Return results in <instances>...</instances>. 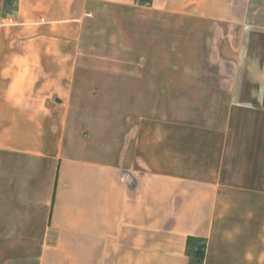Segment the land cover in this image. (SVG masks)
<instances>
[{
  "label": "crops",
  "instance_id": "obj_1",
  "mask_svg": "<svg viewBox=\"0 0 264 264\" xmlns=\"http://www.w3.org/2000/svg\"><path fill=\"white\" fill-rule=\"evenodd\" d=\"M137 7L155 24L129 33ZM9 16L0 264H192L189 237L203 264H264V0H17Z\"/></svg>",
  "mask_w": 264,
  "mask_h": 264
},
{
  "label": "rangeland",
  "instance_id": "obj_2",
  "mask_svg": "<svg viewBox=\"0 0 264 264\" xmlns=\"http://www.w3.org/2000/svg\"><path fill=\"white\" fill-rule=\"evenodd\" d=\"M112 12L115 14V11H117V9L115 7H110ZM8 8L4 5L2 10L0 8V13L3 17H6L7 16V12H8ZM140 11V13H138L137 11ZM113 15L111 16H104L101 18V20H97V23L96 24H100L101 27H105L107 26L108 28V31H109V36H115V29H114V26L116 25L117 23V17H115ZM133 15V16H132ZM120 22L119 24L122 25V26H125V30L127 31V26L128 27V30H129V33L130 32V26L131 25H134V24H139L141 26H153L154 27V24H155V18L153 17V15H150V14H147V13H144L143 12V9L140 8V7H137L136 8V12H134L133 14L131 13H128V12H125L124 13V16L123 17H120ZM157 23V22H156ZM141 35V39L143 38H146L148 37V33H147V29H145V32H142L139 34ZM95 36V35H94ZM124 36H128V33L127 32H124ZM120 52L121 49H120ZM114 53V51H113ZM92 68H94V66H91ZM95 71V69L93 70ZM99 71H97L98 73ZM111 72L112 73H116L117 72V66L116 65H112L111 67ZM99 74H97L98 76ZM99 81H91V82H88V84H93L94 86L96 85H99ZM112 84V86H109V88H112L114 89L116 87V81H115V78L112 82H110ZM202 86H203V82H202ZM193 98H196V97H193Z\"/></svg>",
  "mask_w": 264,
  "mask_h": 264
},
{
  "label": "trees",
  "instance_id": "obj_3",
  "mask_svg": "<svg viewBox=\"0 0 264 264\" xmlns=\"http://www.w3.org/2000/svg\"><path fill=\"white\" fill-rule=\"evenodd\" d=\"M145 1V0H144ZM9 9L7 16L17 11V0H3ZM207 243L205 239L189 237L187 240V255L193 260L192 264H203L206 255Z\"/></svg>",
  "mask_w": 264,
  "mask_h": 264
},
{
  "label": "built area",
  "instance_id": "obj_4",
  "mask_svg": "<svg viewBox=\"0 0 264 264\" xmlns=\"http://www.w3.org/2000/svg\"><path fill=\"white\" fill-rule=\"evenodd\" d=\"M7 22H8L9 24H13V23H14V19H13V17H12V16H8V18H7Z\"/></svg>",
  "mask_w": 264,
  "mask_h": 264
}]
</instances>
